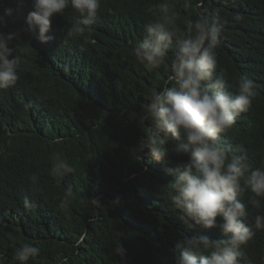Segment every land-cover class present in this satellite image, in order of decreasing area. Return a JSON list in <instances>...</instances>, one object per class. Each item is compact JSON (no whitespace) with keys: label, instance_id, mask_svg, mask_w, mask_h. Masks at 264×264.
<instances>
[{"label":"trees","instance_id":"16d2710c","mask_svg":"<svg viewBox=\"0 0 264 264\" xmlns=\"http://www.w3.org/2000/svg\"><path fill=\"white\" fill-rule=\"evenodd\" d=\"M164 3L181 28L200 18L221 26L217 74L231 91L247 75L256 95L220 142L230 156L264 166V0H101L96 23L83 34L69 31L80 19L71 7L53 17L47 44L25 30L31 0L20 8L0 0V15L15 10L0 31L16 34L10 46L20 65L15 85L0 89V264H20L15 254L23 243L40 248L27 264H175L183 238H223L219 228L190 229L177 219L171 169L188 157L170 152L156 162L138 148L151 127L142 109L154 89L171 86V71L170 59L151 69L132 50ZM54 155L75 172L51 175ZM25 198L34 207L26 208ZM239 199L254 225L264 198L246 188ZM253 231L242 264H264V229ZM119 243L123 257L115 255Z\"/></svg>","mask_w":264,"mask_h":264},{"label":"clouds","instance_id":"9594fccd","mask_svg":"<svg viewBox=\"0 0 264 264\" xmlns=\"http://www.w3.org/2000/svg\"><path fill=\"white\" fill-rule=\"evenodd\" d=\"M100 5L101 0H31L32 10L24 18L25 30L47 44L53 39L52 18L71 7L80 19L69 31L83 34L96 23ZM22 6L23 0H17V8ZM14 11L4 9L0 28L6 26L5 17H12ZM160 12L156 21L145 26L146 34L132 55L151 69L161 68L170 59L171 86L154 89L142 109V119L150 121L151 127L139 140L138 148L147 149L156 162L164 161L170 152L188 157L171 169L174 179L170 199L178 210L177 219L190 229L219 228L223 237L183 238L178 242L175 264H242L243 246L253 238V228L264 229V215H257L250 226L247 207L239 196L247 188L264 198V166L253 168L244 154L230 156L231 148L220 142V135L249 110L256 95L255 84L241 74L235 91H231L232 85L217 74L215 49L222 30L218 23L207 18L187 19L181 28L167 3L160 5ZM15 37L14 33L0 31V89L14 86L19 79V61L10 46ZM73 172L75 168L66 158L53 156L51 175L63 177ZM29 179L32 184L39 182L36 173ZM71 196L69 189L65 199ZM92 202L101 203L96 198ZM252 203L259 207V201ZM24 204L34 207L27 198ZM39 254L38 246L23 243L15 259L27 264ZM115 255L124 256L120 243Z\"/></svg>","mask_w":264,"mask_h":264}]
</instances>
